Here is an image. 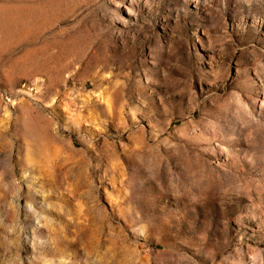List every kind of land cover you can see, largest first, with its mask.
<instances>
[{"label": "rangeland", "instance_id": "1", "mask_svg": "<svg viewBox=\"0 0 264 264\" xmlns=\"http://www.w3.org/2000/svg\"><path fill=\"white\" fill-rule=\"evenodd\" d=\"M0 264H264V0H0Z\"/></svg>", "mask_w": 264, "mask_h": 264}]
</instances>
